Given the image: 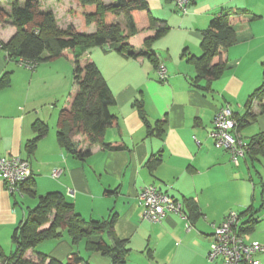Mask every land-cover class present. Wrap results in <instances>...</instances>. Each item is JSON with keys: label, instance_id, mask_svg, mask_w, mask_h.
Wrapping results in <instances>:
<instances>
[{"label": "crops", "instance_id": "obj_1", "mask_svg": "<svg viewBox=\"0 0 264 264\" xmlns=\"http://www.w3.org/2000/svg\"><path fill=\"white\" fill-rule=\"evenodd\" d=\"M9 1L0 0V7L10 11ZM49 1L51 7L42 4L44 10L55 9L56 14L62 10L64 0ZM148 3L153 16L170 26L152 44L156 60L167 65L166 81H161L151 58L127 57L107 50V45L87 51L115 98L111 110L118 121L105 130L103 139L111 144L120 142L119 148L94 144L90 154L80 157L59 142L60 112L69 92L77 88L73 50L66 49L60 57L39 62L34 68L0 50V79L10 72L8 83L0 87V154L29 159L32 166L23 194L10 193L0 178V248L6 256L16 248V227L29 217L40 196L49 192L64 194L86 220L115 218L113 230L129 248L126 264H224L222 260L210 262L207 254L214 224L231 211L247 210L242 221L254 214L257 221L244 232L245 238L264 245V220L260 217L264 155L253 157L247 151L236 164L231 153L216 148L210 137L215 113L224 105H230L238 117L248 118L239 129L243 139L249 142L264 132V99L256 100L249 112L246 108L249 96L264 82V0H191L186 12L180 11L175 0ZM234 8H245L249 14L246 23L235 25L239 41L221 50L212 61L214 65L226 63V69L218 78L196 83V68L188 58L201 56L203 32L222 11ZM71 15L65 27L72 24L87 33L97 31L95 23L83 27V15ZM172 27L182 33L180 41L165 39ZM16 31L12 20L0 21L3 42ZM151 33L138 34L131 42L141 46ZM36 121L49 128L29 151ZM73 140L81 143L83 150L88 148L83 135H74ZM55 169L59 170L57 176L53 175ZM146 185L182 202L193 228L187 231L185 221L172 212L160 222L144 219L138 195ZM189 201L196 204L195 211L187 207ZM53 218L43 228H48ZM110 235L94 239L101 237L111 244ZM73 252L83 258L81 264H115L110 255L90 250L85 240L74 243L66 230L60 237L47 238L28 249L24 257L38 261L44 255L41 264H50L52 259L67 261ZM256 258L263 264L264 251Z\"/></svg>", "mask_w": 264, "mask_h": 264}, {"label": "trees", "instance_id": "obj_2", "mask_svg": "<svg viewBox=\"0 0 264 264\" xmlns=\"http://www.w3.org/2000/svg\"><path fill=\"white\" fill-rule=\"evenodd\" d=\"M80 1L84 9L81 12L84 17L83 27L87 28L95 23L97 31L94 33L81 31L72 24L62 29L58 25L55 12L42 8V0H25L24 3L20 0H12L10 11L0 7V21L10 19L17 28L15 35L8 42L1 40L2 49L10 59H27L36 65L44 60L60 57L66 49L73 50L76 60L74 74L77 88L69 92L66 103L61 109L58 139L68 151L85 157L91 153L90 147L94 144L117 148L121 146L120 142L111 144L103 139L105 130L118 121L117 115L111 110L115 98L100 68L87 51L96 46L107 45V50H116L127 57L151 58L158 70L160 62L154 57L152 44L165 35L170 26L164 20L153 16L148 0H114L110 4L104 3L103 0ZM248 14L249 11L245 8L228 9L211 21L203 32L201 56L188 58L196 68V83L202 79L210 81L220 77L227 65L226 63L214 65L212 61L221 50L239 41V32L235 25L240 22L246 23ZM120 15L125 17L123 22L117 21ZM150 31L152 33L145 36L141 46L136 47L131 42L132 37ZM9 77L10 72L3 75L0 79V87L8 83ZM263 99L264 82L249 96L246 103L247 112L256 100ZM139 108L142 111V103ZM262 110L264 111V104ZM238 119L240 129L247 123L248 118L241 116ZM48 128L45 122L34 123L36 135L29 141V151L36 147L38 140L48 132ZM77 134L83 135V143L88 145L86 150L82 149L81 143L73 140V136ZM247 151L253 157L257 154L264 155V132L249 141ZM31 177L23 184V190ZM187 207L195 211L196 204L189 201ZM186 212L191 217L189 211ZM245 213L247 210L240 215ZM52 215L54 218L51 225L43 228L51 221ZM253 215L242 221L244 232L254 227L257 219H254ZM114 223L115 218L103 221L86 220L75 210L74 204L68 201L64 194L49 192L40 196L37 206L30 212L29 217L16 227L13 234L15 250L9 256L1 253L0 259L6 258L4 264H41L46 256L41 255L38 261L29 260L24 257L27 250L47 238L60 237L63 230H66L74 243L85 240L90 250H100L110 255L115 264H126L125 256L129 248L126 247L124 240L116 236L113 230ZM105 233L111 234V244L106 243L101 237L94 239ZM82 262L83 258L79 253L73 252L67 261L52 259L50 264H81Z\"/></svg>", "mask_w": 264, "mask_h": 264}, {"label": "built area", "instance_id": "obj_3", "mask_svg": "<svg viewBox=\"0 0 264 264\" xmlns=\"http://www.w3.org/2000/svg\"><path fill=\"white\" fill-rule=\"evenodd\" d=\"M181 12H186L191 0H175ZM0 50L2 43L0 39ZM7 55V53H6ZM20 62L29 68L36 65L27 59ZM158 74L162 81L168 77V68L164 62L158 65ZM214 127L210 137L218 149H225L231 153L234 163L245 156L249 142L239 134V119L230 105L219 108L214 116ZM55 169L53 175L57 176ZM32 176V166L29 159L18 155L0 154V178L4 181L7 190L12 193L23 194V184ZM143 206L142 216L152 222H160L167 213H176L185 221V229L190 231L193 223L186 212L183 203L170 194L159 190L154 185L144 186L138 195ZM242 218L236 211L229 212L218 224H214L213 240L207 254L210 262L222 260L224 264H261L256 255L264 251V245L259 241H248L242 228ZM0 264H4L0 260Z\"/></svg>", "mask_w": 264, "mask_h": 264}, {"label": "rangeland", "instance_id": "obj_4", "mask_svg": "<svg viewBox=\"0 0 264 264\" xmlns=\"http://www.w3.org/2000/svg\"><path fill=\"white\" fill-rule=\"evenodd\" d=\"M3 3H7L8 4V0H2ZM43 1V5L45 7H51V2L49 0H42ZM53 2L57 1L56 3H60L61 1L63 0H52ZM110 1H114V0H103L104 3L106 4H110ZM10 2V1H9ZM21 3H24V0H20ZM12 3V0L11 2ZM55 6V5H54ZM53 6V7H54ZM60 6L59 4L56 5V7ZM62 8V10L60 11H57L58 9H56L57 11V14L55 12V15H56V18H57V21H58V25L62 28V29H65L66 27L64 26L65 24H67V19L72 16L71 14L73 13V16L75 14H81V12L84 11L83 9V5L81 3L80 0H64L60 6ZM239 7H245V6H239ZM54 9V8H53ZM76 9H79L80 11L79 12H74ZM10 10V9H9ZM55 11V9H54ZM82 15V14H81ZM125 20V17L123 15H120L118 18H117V21H121L123 22ZM91 25V24H90ZM97 26V25H96ZM182 37V33H179V31L177 30L176 27H172V29L170 30V34L165 38L167 39L169 42H175V41H180ZM1 39V38H0ZM2 40V39H1ZM31 197L30 196H27V199H30ZM263 212L262 217L263 220H264V208L260 211V213ZM262 262L263 259H262ZM264 264V263H263Z\"/></svg>", "mask_w": 264, "mask_h": 264}, {"label": "water", "instance_id": "obj_5", "mask_svg": "<svg viewBox=\"0 0 264 264\" xmlns=\"http://www.w3.org/2000/svg\"><path fill=\"white\" fill-rule=\"evenodd\" d=\"M0 255H1V251H0ZM6 260V259H5ZM5 260L3 262H5Z\"/></svg>", "mask_w": 264, "mask_h": 264}]
</instances>
